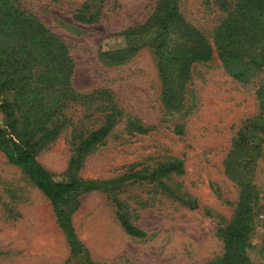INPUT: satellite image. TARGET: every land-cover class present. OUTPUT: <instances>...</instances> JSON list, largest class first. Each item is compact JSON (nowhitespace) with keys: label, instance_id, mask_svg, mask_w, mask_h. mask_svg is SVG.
I'll use <instances>...</instances> for the list:
<instances>
[{"label":"rangeland","instance_id":"1","mask_svg":"<svg viewBox=\"0 0 264 264\" xmlns=\"http://www.w3.org/2000/svg\"><path fill=\"white\" fill-rule=\"evenodd\" d=\"M18 1L65 42L74 64L70 78L74 94L49 123L58 126L57 134L36 137L40 141L34 157L50 177L115 179L178 158L183 173L163 180L196 200L195 207L186 206L156 182L122 185L116 195L123 212L146 233L136 238L121 227L106 192H80L69 218L90 259L95 264H211L222 256L219 229L234 217L242 179L255 195L247 256L250 264H264V133L252 126L264 116L259 95V89L264 90V68L245 81L226 71L213 42L226 12L214 0H178L182 18L207 38L213 50L209 60L191 65L182 106L173 110L162 102L152 47L140 48L122 63H112L104 55L123 47L125 32L147 22L161 0ZM81 13L93 20L77 19ZM9 104L12 118L4 108ZM112 105L119 109L112 130L76 159L78 141L104 122ZM24 112L13 92L0 94V128L7 138L19 141ZM130 119L139 120L147 132H129ZM240 130L245 134L249 130V145L259 142L260 148L233 178L226 172V159ZM76 259L49 199L0 151V264H78Z\"/></svg>","mask_w":264,"mask_h":264},{"label":"trees","instance_id":"2","mask_svg":"<svg viewBox=\"0 0 264 264\" xmlns=\"http://www.w3.org/2000/svg\"><path fill=\"white\" fill-rule=\"evenodd\" d=\"M214 2L226 12L213 34L217 57L229 74L245 81L256 70L264 68V0H234L232 5L226 0ZM77 19L93 20L82 13ZM146 45L152 47L157 56L162 102L168 109H179L191 65L209 60L212 45L182 18L178 0H161L147 22L125 32L123 47L108 50L104 55L112 63H122ZM73 67L68 46L57 34L36 15L24 9L18 0H0V94L13 92L15 99L25 107L22 129L17 133L19 141L7 138L0 128V151L49 199L71 256L77 258L78 264H95L78 239L69 218L80 192H106L114 203L121 227L136 238H142L146 233L133 225L123 212L122 202L116 195V190L122 185L156 182L165 193L186 206L195 207L196 200L163 180L171 174L183 173V162L178 158L160 162L152 169L133 170L115 179L87 180L72 176L67 181H55L50 177L35 159L34 150L40 138H51L58 132V126L51 127L49 123L64 104L63 101L74 94L70 86ZM259 95L264 110V90L261 88ZM4 108L7 116L12 118V105ZM118 113L115 105L110 106L104 122L78 141L76 159L106 138L115 125ZM252 126L264 133V116L259 115ZM126 128L131 133L140 134L148 130L136 119L128 120ZM247 133L239 131L240 136L226 159V172L233 178L239 177L241 168L249 166L260 148L259 142L249 145L250 131L247 130ZM251 136L256 137L255 132H251ZM240 184L242 188L234 217L219 229L223 242L222 256L211 264H250L246 250L249 247L255 195L248 181L241 179Z\"/></svg>","mask_w":264,"mask_h":264}]
</instances>
